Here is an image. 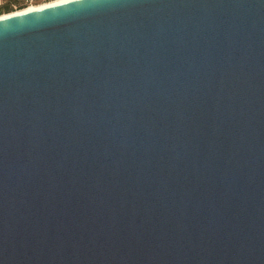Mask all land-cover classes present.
<instances>
[{
  "label": "water",
  "instance_id": "obj_1",
  "mask_svg": "<svg viewBox=\"0 0 264 264\" xmlns=\"http://www.w3.org/2000/svg\"><path fill=\"white\" fill-rule=\"evenodd\" d=\"M0 264H264V0L0 18Z\"/></svg>",
  "mask_w": 264,
  "mask_h": 264
},
{
  "label": "bare ground",
  "instance_id": "obj_2",
  "mask_svg": "<svg viewBox=\"0 0 264 264\" xmlns=\"http://www.w3.org/2000/svg\"><path fill=\"white\" fill-rule=\"evenodd\" d=\"M68 1H71V0H52V1H49L47 3H41V4H32V5H29L27 6L26 8H24L23 10H20V11H17V12H12V13H9V14H2L0 15V18H6V17H9L11 15H15V14H20V13H24V12H28V11H32V10H39V9H43L47 6H51V5H56V4H62V3H66Z\"/></svg>",
  "mask_w": 264,
  "mask_h": 264
},
{
  "label": "trees",
  "instance_id": "obj_3",
  "mask_svg": "<svg viewBox=\"0 0 264 264\" xmlns=\"http://www.w3.org/2000/svg\"><path fill=\"white\" fill-rule=\"evenodd\" d=\"M26 7L24 0H5V2L0 5V14L22 10Z\"/></svg>",
  "mask_w": 264,
  "mask_h": 264
},
{
  "label": "built area",
  "instance_id": "obj_4",
  "mask_svg": "<svg viewBox=\"0 0 264 264\" xmlns=\"http://www.w3.org/2000/svg\"><path fill=\"white\" fill-rule=\"evenodd\" d=\"M49 1H52V0H24V3L26 6H29V5H32V4H36L38 2H49ZM3 2H5V0H0V5L3 4Z\"/></svg>",
  "mask_w": 264,
  "mask_h": 264
},
{
  "label": "rangeland",
  "instance_id": "obj_5",
  "mask_svg": "<svg viewBox=\"0 0 264 264\" xmlns=\"http://www.w3.org/2000/svg\"><path fill=\"white\" fill-rule=\"evenodd\" d=\"M42 2H38V3H36V4H41ZM43 3H45V2H43ZM42 3V4H43ZM47 3V2H46ZM36 4H34V5H36ZM23 10V9H22ZM17 11H20V10H16V11H14V12H17ZM10 13H12V12H10ZM2 14H9V13H2ZM2 14H0V15H2Z\"/></svg>",
  "mask_w": 264,
  "mask_h": 264
}]
</instances>
